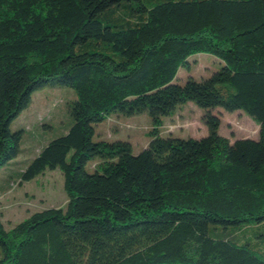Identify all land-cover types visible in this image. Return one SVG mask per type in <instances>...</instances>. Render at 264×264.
<instances>
[{"label": "trees", "instance_id": "1", "mask_svg": "<svg viewBox=\"0 0 264 264\" xmlns=\"http://www.w3.org/2000/svg\"><path fill=\"white\" fill-rule=\"evenodd\" d=\"M201 52L221 68L174 82ZM49 84L74 89V122L20 178L59 168L68 202L9 230L0 218V264H264V0H0V169L20 152L12 121ZM188 101L209 134H162ZM217 107L245 111L259 137L219 134ZM144 111L139 153L94 139L112 113Z\"/></svg>", "mask_w": 264, "mask_h": 264}, {"label": "rangeland", "instance_id": "2", "mask_svg": "<svg viewBox=\"0 0 264 264\" xmlns=\"http://www.w3.org/2000/svg\"><path fill=\"white\" fill-rule=\"evenodd\" d=\"M190 64L181 67L174 82L184 83L190 76L196 80L209 77L223 62L216 56L201 52L190 57ZM76 98L74 89L61 84L45 85L32 94L30 105L12 121L13 131L22 129L23 136L18 156L0 169V218L7 230L31 214L52 207H65L68 195L62 171L46 170L31 181H21L20 174L51 140L68 132L74 119L70 103ZM221 119L219 134L230 139L259 137V124L243 110L233 112L222 107L213 110ZM205 110L188 101L177 106L171 116L163 117L162 134L201 138L209 134L203 119ZM153 127L147 111L133 115L112 113L96 125L95 140H126L139 153L149 142ZM100 163L96 158L87 163L91 172ZM245 240L255 241L254 227L244 228Z\"/></svg>", "mask_w": 264, "mask_h": 264}]
</instances>
